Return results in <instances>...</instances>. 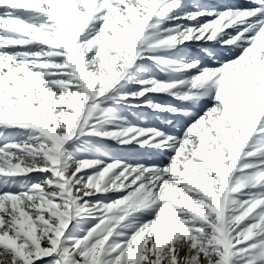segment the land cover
<instances>
[{
	"label": "snow or ice",
	"instance_id": "6c2138e0",
	"mask_svg": "<svg viewBox=\"0 0 264 264\" xmlns=\"http://www.w3.org/2000/svg\"><path fill=\"white\" fill-rule=\"evenodd\" d=\"M0 264H264V0H0Z\"/></svg>",
	"mask_w": 264,
	"mask_h": 264
},
{
	"label": "rangeland",
	"instance_id": "374dc122",
	"mask_svg": "<svg viewBox=\"0 0 264 264\" xmlns=\"http://www.w3.org/2000/svg\"><path fill=\"white\" fill-rule=\"evenodd\" d=\"M202 2L208 3V4L212 5L213 7H221L224 4H233V5L238 6V5L243 3V0H202ZM210 50L213 51L214 53H216L218 55V57H221V58H223L227 55L226 51L223 50L220 46H216L215 48H210ZM191 51L194 55H199V56H201V58L206 60V58L203 57V54L199 53L196 49H192ZM152 123H156V122L152 121ZM148 159L151 161L154 158L148 157ZM13 163H15V160H13Z\"/></svg>",
	"mask_w": 264,
	"mask_h": 264
}]
</instances>
